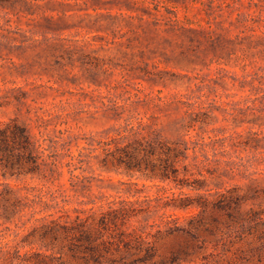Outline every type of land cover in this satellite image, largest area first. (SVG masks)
Wrapping results in <instances>:
<instances>
[{"label":"rangeland","instance_id":"obj_1","mask_svg":"<svg viewBox=\"0 0 264 264\" xmlns=\"http://www.w3.org/2000/svg\"><path fill=\"white\" fill-rule=\"evenodd\" d=\"M13 120L45 149L39 172L13 149L0 165V230L22 253L82 264L47 224L112 212L152 264H264V0H0V127ZM135 129L185 149L183 188L114 163ZM228 191L256 221L213 211Z\"/></svg>","mask_w":264,"mask_h":264},{"label":"trees","instance_id":"obj_2","mask_svg":"<svg viewBox=\"0 0 264 264\" xmlns=\"http://www.w3.org/2000/svg\"><path fill=\"white\" fill-rule=\"evenodd\" d=\"M121 139L122 141L111 151V155L114 163L124 166L129 175L139 174L147 180L159 179L173 182L180 188L185 186L178 176V163L186 156L185 149L175 146V142H169L158 135L150 137L141 129H135ZM12 149L15 153L12 157L15 156L19 162L21 160L33 162L27 166V172L40 171L42 165L38 160L45 149L41 150L25 125L14 120L0 127V151L2 152L0 165L5 158H9L4 154ZM4 186L9 187V185ZM227 193L220 194L222 197L214 204L213 211L222 212L227 218L228 226H244L256 221L257 211L252 212V215L244 214L241 210V196L230 191ZM13 199L11 209L13 213H17L20 206L18 197L5 198L6 201ZM193 205L191 201L182 200L172 206L187 209ZM46 206L51 207L48 202ZM201 206H204L202 211H205L207 205ZM75 211L80 212L77 209ZM5 216L10 220L7 215ZM214 218L216 223L220 222L219 217ZM122 227L115 221V215L112 212H102L98 219L94 218L93 214L82 217L78 213L74 219H70L69 216L67 219L60 216L58 219L51 220L46 226V233H51L53 240L66 239L72 257L80 258L82 264H152L155 261V250L149 245L144 247L142 241L133 248L129 237L131 232ZM25 244V241L12 243V239H7L3 230H0V264H72L63 258V255H57L54 252L50 254L38 251L22 253L21 250ZM51 246L55 247L54 242Z\"/></svg>","mask_w":264,"mask_h":264}]
</instances>
